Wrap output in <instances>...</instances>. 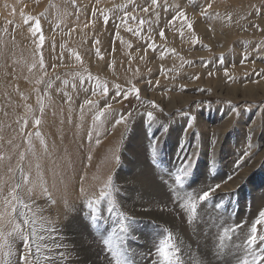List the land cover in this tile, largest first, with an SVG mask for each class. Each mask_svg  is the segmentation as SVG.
<instances>
[{
  "label": "rangeland",
  "instance_id": "1",
  "mask_svg": "<svg viewBox=\"0 0 264 264\" xmlns=\"http://www.w3.org/2000/svg\"><path fill=\"white\" fill-rule=\"evenodd\" d=\"M0 156V264H251L264 0H0Z\"/></svg>",
  "mask_w": 264,
  "mask_h": 264
},
{
  "label": "snow or ice",
  "instance_id": "2",
  "mask_svg": "<svg viewBox=\"0 0 264 264\" xmlns=\"http://www.w3.org/2000/svg\"><path fill=\"white\" fill-rule=\"evenodd\" d=\"M151 4L152 5H156L157 4V0H151ZM208 7L210 8L211 5L209 4ZM144 11H148V9L145 8ZM178 18L182 20V23L186 24V26L188 27L189 30H191V27H192L191 23L189 21H187V17H186V15H185V13L183 11H179L173 17V21L170 22V23H174L175 20L178 19ZM33 19L34 18L29 17L28 20H26L25 22L28 23V22L32 21ZM105 21L107 22V17H105ZM141 24H143V21H141ZM129 31L135 32L136 30L129 29ZM32 33H33L34 36H36L38 33L40 34L39 35V47H42L43 46L44 37L42 35V28H41V24H40L39 19H35L34 26H33V29H32ZM160 35H161V37L164 36L163 31H161ZM181 35H183V33H181ZM195 42H198V40L194 41V43ZM149 47H155V45L154 44H149ZM76 59L77 60L80 59L79 55L76 56ZM33 67H35V65H33ZM40 68L41 69L44 68V62H43L42 53H41V59H40ZM225 74L227 75V72ZM89 79H91V76H89ZM65 83H67V81H65ZM50 86L51 85L49 84V87ZM131 91H135L137 93V95H138V92H139L138 89L127 90L125 92H122L121 94L127 96L129 94V92H131ZM107 93H108V88L105 86V87H103V94L106 95ZM70 99L71 98L69 97V100ZM85 103L88 104V105H94L95 101L88 100ZM41 107H43L42 101H41ZM103 115H104V112H100L99 115L97 116V119H99ZM147 115H148L149 119H152V113L151 112H149ZM120 122H123V118H121L120 120L117 121V123H120ZM26 124H27V122L25 121V125ZM35 124L37 126H39L40 120L39 119L35 120ZM21 134L23 135V127L21 128ZM31 135H32L31 133H28V139L29 140H30ZM36 135L40 136L41 134L39 132H37ZM19 158H20L21 161L24 160V153L23 152L20 153V157ZM2 159H3V156H0V160H2ZM17 170H19L20 173H21V177H22L23 183L24 184H28L29 183V177H28L27 174L24 173L23 168H21L19 165H17ZM8 171L10 173H13V175L15 174L14 170L11 169V168H9ZM181 180H182L181 176H177L176 177V181L178 183L181 182ZM215 187L218 188L219 185H216ZM20 188H21V184H19V183L15 184V186L12 188L11 192L9 193V196L11 197V199L5 198V200H4V203H5L6 207H11L13 213L16 211V204L17 203L22 208H28L29 207L27 204H24L23 201L20 200L19 197L16 194L17 189H20ZM81 190L83 191V189H81ZM214 190L215 189H210L209 191L203 192L202 195L199 196L200 201H205L211 195V193ZM28 191L31 192V189H29ZM44 191H45V193L47 192L46 189ZM53 203H54V201H53ZM89 204H91V202H89ZM187 207L194 213L195 210H196L197 205H196V203L194 201H190L188 203ZM20 215L24 216L25 213L24 212H20ZM5 217H8L7 221H5ZM5 222H7L9 224H13L14 223V221L11 219V213H7V212L0 213V228L3 227ZM25 223H28V221L25 220ZM261 223H264V211H261L259 213V219L256 220V222L253 224V226L251 228V235L247 239V243H248L249 246H252V245L256 244V241H257V235H256L257 227L256 226L261 224ZM19 229H20V225L19 224H15V226L13 228V231H17ZM3 235L4 234L2 232H0V237H2ZM8 235H11V233H8ZM24 239L27 240L28 238L25 236ZM259 239L260 240H264V236L259 237ZM22 259L25 260V264H28L26 257H22ZM245 264H249V262L245 261ZM251 264H264V256H255V255H253V260H252Z\"/></svg>",
  "mask_w": 264,
  "mask_h": 264
},
{
  "label": "bare ground",
  "instance_id": "3",
  "mask_svg": "<svg viewBox=\"0 0 264 264\" xmlns=\"http://www.w3.org/2000/svg\"><path fill=\"white\" fill-rule=\"evenodd\" d=\"M107 39V38H106ZM110 40V39H109ZM105 41V40H104ZM108 42V41H107ZM107 45H109L108 43H107ZM114 48V47H113ZM143 51V50H142ZM144 52V51H143ZM146 53V52H145ZM145 53H142L143 55H145ZM147 53H149L148 51H147ZM150 55V54H149ZM104 58V57H103ZM102 60V59H101ZM123 62V61H122ZM126 62H127V60H126ZM101 63H102V61H101ZM103 64V63H102ZM3 77V76H2ZM5 77V79L7 78V76H4ZM234 89V91L233 92H235V91H237V89L234 87L233 88ZM244 92V91H243ZM221 93V92H220ZM235 95H236V93H235ZM245 95V94H244ZM249 95H250V93H249ZM212 243V242H211ZM209 243L210 244V248L212 249L213 247H214V244L212 243ZM215 247H216V245H215ZM210 254H212L209 250L205 253V255H210Z\"/></svg>",
  "mask_w": 264,
  "mask_h": 264
}]
</instances>
